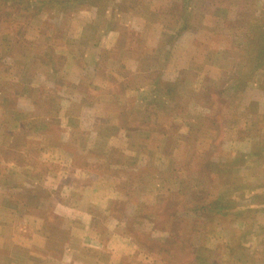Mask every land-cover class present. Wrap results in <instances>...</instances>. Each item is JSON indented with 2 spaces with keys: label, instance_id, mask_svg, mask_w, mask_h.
I'll return each instance as SVG.
<instances>
[{
  "label": "rangeland",
  "instance_id": "rangeland-1",
  "mask_svg": "<svg viewBox=\"0 0 264 264\" xmlns=\"http://www.w3.org/2000/svg\"><path fill=\"white\" fill-rule=\"evenodd\" d=\"M85 11L94 17L79 37L64 35L69 19ZM121 57L130 59L123 78L102 76L115 66L121 74ZM92 61L108 87L89 85L84 75L74 81L81 70L93 74ZM36 74L52 81L27 102L21 96ZM136 88L152 89L140 98ZM82 98H93L90 111ZM62 99L75 102L61 107ZM177 115L184 124L172 120ZM117 126L124 135L109 137L106 128ZM90 127L99 137L94 146ZM124 143L161 165L109 171L128 197L114 211L128 210L127 230L149 242L156 264H264V0H0V156L27 162L0 166L1 210L32 217L41 209L22 196L38 194L32 181L53 177V163L62 165L65 184L78 181L59 186L75 201L63 196L58 210L84 209L81 193L98 194L82 173H102L95 161L115 163ZM155 176L157 187L143 185ZM218 198L230 207L217 212ZM145 226L159 235L149 238Z\"/></svg>",
  "mask_w": 264,
  "mask_h": 264
},
{
  "label": "crops",
  "instance_id": "crops-1",
  "mask_svg": "<svg viewBox=\"0 0 264 264\" xmlns=\"http://www.w3.org/2000/svg\"><path fill=\"white\" fill-rule=\"evenodd\" d=\"M83 13H77V17L74 16L75 18L72 17L69 19L67 22L68 24L65 23L67 24V27L64 29V35H70V33L73 32V37H79L83 25L92 21V18L94 17H92V15H90L87 11ZM154 26L158 25L154 24ZM111 33L116 34L115 32ZM199 33L202 34L203 32L199 31ZM56 37L57 36L50 40L53 41V43H59L58 41H60V39H58L59 37ZM196 37L201 38L199 35ZM26 39L29 40L28 38ZM106 40L108 42V39ZM60 46L61 45H58L57 47ZM64 56L65 60L67 61L68 57L63 55V58ZM81 59H83V57ZM104 59L105 58L103 54H100L95 58L97 62H102ZM120 60L122 63H125L123 69L122 67H119L120 70L122 69L121 74H119L120 71L117 72V68L115 66L112 70L113 72H109L110 69H107L108 71L103 72L102 76H113L117 73L123 78V70L129 71L128 63L130 59H123V57H121ZM96 61H92V64L88 65V69L93 71L90 72L93 73L92 75L86 72L87 69L85 72L81 70L80 72L75 73L77 77L74 81L78 82V78L84 75L86 77V83H89L88 79H90L89 81L92 82L89 83V85L93 86V84L96 83L101 87L102 85L104 87H108L107 84H109V81H107L106 78H95L94 76V74L98 75L99 73L98 70L95 72V69L92 67ZM109 61L111 60L108 59V62ZM48 71L52 76H56L58 74L57 67ZM44 74L48 75V72L46 71ZM47 75L45 76L38 74L37 77L32 80V82L29 80L28 83H31H27L25 85L26 88L28 87V91L22 95L21 98L25 99V101L27 100L28 102L30 98H33V100L36 99V94L46 91L49 88V84L51 83L50 81H52V78L50 77L48 80ZM203 75L204 73L199 74L200 77L196 81L197 85L201 82ZM212 78L215 79L216 77ZM85 86L90 88L88 84H85ZM67 89L68 88H66L64 90L65 92L63 93H66ZM138 89L136 88L134 93L135 95L139 94L141 98V92L145 94V92H149L152 88H145L140 91ZM110 90L112 91V88ZM124 90L126 91L128 89L124 88ZM91 97L94 96L90 94V98ZM68 99H72L70 95H68ZM66 101L64 102L62 99L61 107H63V105L67 107L68 105L75 102L70 100L68 103H66ZM81 101H83L85 108H88L89 111L91 110V106H94L93 98L92 102L87 98H82ZM196 108L199 107L197 106ZM180 116L181 115H177V117H174L172 120L180 121L181 124H184V118H181ZM117 127L118 128L116 130L113 128H106L109 137L111 136L112 138L114 135H124L123 131L120 129V126ZM92 131L93 129L91 127L88 128V131L85 133V135H87L88 132L91 133ZM93 134L94 133H91V143L94 146L96 141L99 140V137L96 134ZM4 139L5 145H8L9 138L6 137L2 140L4 141ZM110 145L111 144L108 141V146ZM130 149L131 148L126 150L124 143V150L121 147V150L119 151L121 154L118 160L115 163L113 162L109 165L106 164L104 167L102 161L97 159L95 162H98V165L102 166L100 169V172L102 173H98L95 170H93L92 173H82L83 177L85 178L82 184L85 183V187L90 189L92 188L94 193L98 194L93 195L87 191H84L87 192V194L84 192L81 193V195H83L82 202L85 205V208L82 210H77L72 205H70V210L68 212L61 213V211L58 210L61 205L56 207V203H67V201L63 199V196L65 195L69 196V200H71L70 203L75 201L70 197V194H61V192H59V186H77L78 183L76 178H72L68 181V183L65 184L66 181L63 180L62 175H60L59 172L62 169L60 168L62 165L57 163L47 165L51 166L50 168L53 167L52 171L55 173L53 177L43 176V179L38 177L37 180L32 181L33 185H36L38 188V194L36 193L33 195L32 200L28 196H22L26 201L35 200L39 204L43 203L41 209L38 208L32 213V217L31 213L24 209L19 210L18 208H9L7 210H1L3 201L0 198V264H154L158 260L157 257L151 254V251H145L146 248L150 247L148 244L149 242L142 243L143 245L140 244L141 242L136 239V236L132 235L131 231H128L126 228V212H128V210L125 208H119V212L114 211V205H120L123 202H127L128 197L123 192L122 180L117 179L116 177H109V171L112 170L115 174L116 171H114V169H122L123 171L127 170L126 163H128L130 166L135 164L139 170L151 167L155 171L161 166L159 160L156 158V154V157L151 161L145 157L144 154H142L140 149L135 151ZM227 149L232 150V148ZM43 151H48L49 154L55 155L58 153V151L55 149L53 151ZM87 151L93 152L95 150ZM1 152L3 151L0 150V153ZM135 152H138L139 154ZM0 161H3L0 163V166L7 168L8 166L12 165L14 168L13 170L27 166L26 161L18 163V165L14 159H6L3 156H0ZM33 169L35 168L28 165L27 171L29 173H31ZM69 170L70 169L66 171ZM62 171H64V169ZM118 174L119 173H117V176H119ZM151 182H153V184L155 183L153 188L157 187L156 176L154 177V180L148 179L144 181L143 185L149 186ZM23 183L31 185V181ZM144 192L145 190L140 191V195L143 196ZM78 196L76 197L78 198ZM45 203H50L48 210L44 209V206L46 207ZM60 218H66L65 220L68 222L63 224ZM144 229L148 232L149 238L151 239H154L157 235H159L151 226H145ZM222 240L225 242L226 239L222 238ZM259 247L264 248L263 243Z\"/></svg>",
  "mask_w": 264,
  "mask_h": 264
},
{
  "label": "trees",
  "instance_id": "trees-1",
  "mask_svg": "<svg viewBox=\"0 0 264 264\" xmlns=\"http://www.w3.org/2000/svg\"><path fill=\"white\" fill-rule=\"evenodd\" d=\"M89 3V2H88ZM89 4H91V3H89ZM76 6V5H75ZM74 5H72V7H75ZM182 28H186V26H183V27H181L180 28V31L182 30ZM215 202V201H214ZM217 204H219V206L217 207V208H219V209H217V212H219V210L221 209V211L223 210V209H226V208H229L230 207V203H231V201L230 200H228V199H226L225 200V202L223 201L222 202V200L220 199V198H218L217 199ZM214 204H216V203H214Z\"/></svg>",
  "mask_w": 264,
  "mask_h": 264
}]
</instances>
